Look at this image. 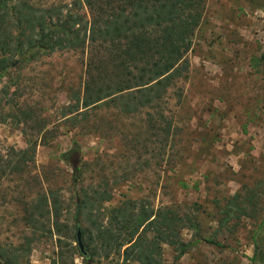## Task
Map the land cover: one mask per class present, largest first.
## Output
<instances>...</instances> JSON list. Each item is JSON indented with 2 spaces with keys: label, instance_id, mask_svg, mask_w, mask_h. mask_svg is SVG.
<instances>
[{
  "label": "rangeland",
  "instance_id": "obj_1",
  "mask_svg": "<svg viewBox=\"0 0 264 264\" xmlns=\"http://www.w3.org/2000/svg\"><path fill=\"white\" fill-rule=\"evenodd\" d=\"M30 1L39 11L68 5L89 29L84 44L0 78V249L31 238L28 264H87L79 225L90 264H145L126 252L137 239L152 251L150 264H264V0H203L189 70L140 107L110 97L84 106L88 82L120 86L116 44L128 41L103 33L117 14H134L138 0L125 11L107 0L94 9L83 0ZM95 17L102 28L92 41ZM85 200L78 224L77 203ZM132 207L181 215L188 252L177 259L163 240L147 249L155 226L146 237L140 228L118 252L102 245L100 230L118 231L116 209Z\"/></svg>",
  "mask_w": 264,
  "mask_h": 264
},
{
  "label": "trees",
  "instance_id": "obj_2",
  "mask_svg": "<svg viewBox=\"0 0 264 264\" xmlns=\"http://www.w3.org/2000/svg\"><path fill=\"white\" fill-rule=\"evenodd\" d=\"M77 1L82 3L81 0ZM83 1L94 9L95 0ZM107 1L110 4L115 3L116 5H112L117 10L125 11V8L135 0ZM138 2L134 14L121 13L123 18L117 14L110 20L109 27L103 33L106 37L110 34L114 37L112 32L117 36L124 35L128 41L126 45L124 44L125 47L122 41L116 44L118 46L116 57L120 62L121 70L114 76L120 86L114 91V87L109 81L104 82L103 77L99 78L101 84L104 82L102 85L96 82L92 87L91 82H88L85 107L99 105L108 97L118 104L132 99L138 102L137 107L151 105L165 93L166 88L173 84L175 79L189 70L190 60L186 55L192 44L191 36L201 21L203 0H138ZM66 8L67 12L64 13ZM119 18L120 22H118ZM135 18L139 19V26H136ZM92 21L90 29L93 35L92 41H96V35L102 27L97 17ZM88 24V20L74 9H69L68 5H60V7L53 5L44 11H39L30 0H0V78L9 71L12 74L13 68L15 70L22 68L43 55H51L64 48L84 44L89 29ZM135 27H139V33L134 30ZM112 41L116 43L115 40ZM93 90L94 93L91 92ZM127 109L129 112L136 111L132 107V102L128 104ZM73 151H78V145ZM70 153L71 151L66 155ZM102 200L103 198L99 199L100 203ZM43 201L45 205L42 209L47 207V211L50 212L52 206H49L48 199L45 197ZM53 203L59 220L61 213L59 201L54 200ZM85 208H88L87 200L77 203L78 224L81 210ZM120 209L117 208V213L112 215L119 226L117 233L113 234L107 228L100 230L98 239L102 245L114 246L115 251L118 252L121 247L134 241L140 228L148 226L150 229L155 226L158 227L157 235L146 243L147 249L151 247L154 251L155 247L152 245L160 248L159 240H163L173 246L177 259L188 252L190 244L181 237V230L187 224L174 210L168 209V214L158 215L153 213V210L144 209L137 212L134 207L132 209L136 212L132 211L131 214H128L127 210L118 213ZM44 216H46L45 212L41 213L37 221L44 223ZM189 221L192 220L189 218ZM194 225L193 227H196V224ZM79 227L78 225L77 228ZM147 230L148 228L143 230L145 234L143 237H146ZM139 237L142 236L139 234ZM145 240L148 242V239ZM31 242L32 239L29 238L28 242L19 246L0 249V264H28ZM126 252L128 256L135 255L136 259L145 260V264H150L152 251L142 249L138 239L126 248ZM84 256L86 263L90 264L89 252ZM143 256H145L144 260H141Z\"/></svg>",
  "mask_w": 264,
  "mask_h": 264
},
{
  "label": "water",
  "instance_id": "obj_3",
  "mask_svg": "<svg viewBox=\"0 0 264 264\" xmlns=\"http://www.w3.org/2000/svg\"><path fill=\"white\" fill-rule=\"evenodd\" d=\"M77 244L81 250V252L86 255L87 251L85 249V244H84V240H83V233H82V229L79 227L77 229Z\"/></svg>",
  "mask_w": 264,
  "mask_h": 264
}]
</instances>
